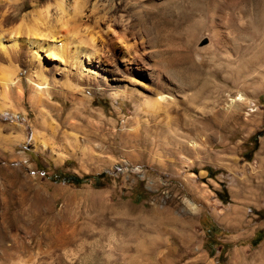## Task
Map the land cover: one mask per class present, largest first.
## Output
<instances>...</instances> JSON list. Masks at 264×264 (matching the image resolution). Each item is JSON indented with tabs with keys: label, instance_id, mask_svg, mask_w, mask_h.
Returning a JSON list of instances; mask_svg holds the SVG:
<instances>
[{
	"label": "rangeland",
	"instance_id": "1",
	"mask_svg": "<svg viewBox=\"0 0 264 264\" xmlns=\"http://www.w3.org/2000/svg\"><path fill=\"white\" fill-rule=\"evenodd\" d=\"M99 3L105 61L128 74L130 56L183 92L149 110L99 84L78 101L54 80L51 132L20 64L15 112H0L16 137L0 139V264H264V127L245 153L264 125V0Z\"/></svg>",
	"mask_w": 264,
	"mask_h": 264
},
{
	"label": "bare ground",
	"instance_id": "2",
	"mask_svg": "<svg viewBox=\"0 0 264 264\" xmlns=\"http://www.w3.org/2000/svg\"><path fill=\"white\" fill-rule=\"evenodd\" d=\"M99 1L0 0V112H15V103L22 93L20 77L17 76L20 64L29 71L26 78L32 92L30 99L42 116L41 125L51 132L57 126L48 110V106H54V80H59L71 94L68 96L78 101L85 98L82 93L85 87L99 84L113 95H135L149 110L165 108L174 101L176 92H183L180 88L175 90L171 81L163 80L153 72L154 75L143 73L149 78L150 84L146 83L145 77L135 72L139 66L134 65L130 56L120 55L125 60L124 69L138 78L120 73L105 61L108 54L100 52L94 40L98 31L108 25L104 19L110 14L100 10L105 4ZM27 6L30 9L26 10ZM1 63L8 66H1ZM151 91L155 93L148 95L147 92ZM7 129V125L0 123V139L14 141L16 137ZM45 138L41 131L34 135L35 142L40 145L45 143ZM15 200L26 209L34 204L25 193Z\"/></svg>",
	"mask_w": 264,
	"mask_h": 264
},
{
	"label": "trees",
	"instance_id": "3",
	"mask_svg": "<svg viewBox=\"0 0 264 264\" xmlns=\"http://www.w3.org/2000/svg\"><path fill=\"white\" fill-rule=\"evenodd\" d=\"M263 127H264V125H263L259 130L255 131L254 133H252V134L249 136V140L252 141V146H251V148H250L247 152H245L247 158H250V154H251L252 150H254V149L256 148V146H257V137H258L259 135L262 134V132H263ZM211 173H212V172H211ZM102 174H103V172H100V173H98V174L93 175V177H95V179L97 180V178H98L100 175H102ZM209 175H210V174H209ZM89 176H90L89 174H84V175L78 176V175H76V174H74V173H71V172H65V171H64V172H62V176L59 177L58 180L71 181V182H74V183H79V182L85 180L86 178H88ZM96 180H95L94 183H95V184H98V183L96 182ZM215 193H216V195H217L221 200L226 201V199H227V195H226L225 189H222L221 191L216 190ZM220 195H224V196L222 197V196H220Z\"/></svg>",
	"mask_w": 264,
	"mask_h": 264
}]
</instances>
